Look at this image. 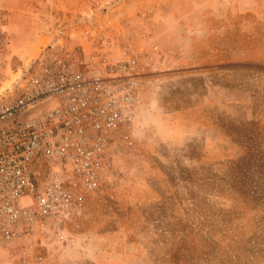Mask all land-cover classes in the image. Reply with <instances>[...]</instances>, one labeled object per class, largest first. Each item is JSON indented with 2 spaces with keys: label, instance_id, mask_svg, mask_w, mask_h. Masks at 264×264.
Wrapping results in <instances>:
<instances>
[{
  "label": "rangeland",
  "instance_id": "1",
  "mask_svg": "<svg viewBox=\"0 0 264 264\" xmlns=\"http://www.w3.org/2000/svg\"><path fill=\"white\" fill-rule=\"evenodd\" d=\"M117 1L94 0L86 11L30 0V41L5 56L10 73L48 45L132 51L143 88L112 197H86L77 242L43 263L3 250L0 264H264V24L228 13L180 51L160 28L138 39L134 10ZM5 31L9 44L18 34Z\"/></svg>",
  "mask_w": 264,
  "mask_h": 264
},
{
  "label": "built area",
  "instance_id": "2",
  "mask_svg": "<svg viewBox=\"0 0 264 264\" xmlns=\"http://www.w3.org/2000/svg\"><path fill=\"white\" fill-rule=\"evenodd\" d=\"M7 46L0 26V252L19 247L43 263L77 242L87 196L112 197L116 159L133 145L142 67L132 51L48 45L9 73Z\"/></svg>",
  "mask_w": 264,
  "mask_h": 264
},
{
  "label": "crops",
  "instance_id": "3",
  "mask_svg": "<svg viewBox=\"0 0 264 264\" xmlns=\"http://www.w3.org/2000/svg\"><path fill=\"white\" fill-rule=\"evenodd\" d=\"M97 1L103 2V0ZM117 3L120 6L128 5L129 9L134 10V33L138 39H142L141 36L146 33L148 37L153 38L154 35L159 34L156 30L160 28V34L167 36L168 39L172 41L178 39L180 51L187 48L188 43L192 41L206 39L217 25V21L214 20L225 17L228 13L250 12L264 24V0H118ZM93 4L94 0H57L56 2V6L63 10L81 7L82 10L87 11ZM30 7V0H0V26L18 34L15 36L12 34L13 37L4 54H13L12 44L19 39L30 41L27 35L23 34V30L31 24L37 25L34 19L36 15ZM135 12L142 15L146 13V18L136 17ZM149 17L156 18V22L149 23L147 21ZM149 32L151 34L154 32V35H149ZM37 39L34 37L33 41ZM182 58H186V54H183Z\"/></svg>",
  "mask_w": 264,
  "mask_h": 264
}]
</instances>
